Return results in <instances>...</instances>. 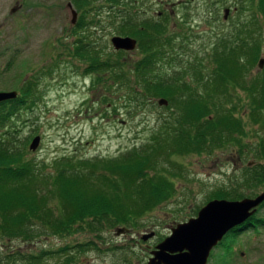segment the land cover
I'll use <instances>...</instances> for the list:
<instances>
[{
  "label": "rangeland",
  "instance_id": "obj_1",
  "mask_svg": "<svg viewBox=\"0 0 264 264\" xmlns=\"http://www.w3.org/2000/svg\"><path fill=\"white\" fill-rule=\"evenodd\" d=\"M73 1L0 0V92H16L13 100L23 93L30 99L17 111L13 109L16 113L1 130L7 133L9 148L23 160L44 165L49 172L55 160L113 159L134 146L141 148L171 120L168 105H159L157 99L129 97L127 89L110 87L113 83L108 75L90 74L91 62L77 53L85 56L93 50L99 59L115 53L111 39L117 36L113 25L123 21L120 11L130 7L149 20L164 13L171 50L177 48L174 54H181L173 64L175 70L167 62H162L164 68L167 66L165 71L156 69V74L164 76H176L192 65L201 69L200 61L210 66L209 55L224 35L254 15L261 20L250 0H118L121 7L112 9L108 0H84L88 6L83 10ZM225 10H229L226 19ZM72 11L76 12L74 23ZM81 19L87 25L98 21V28L79 27ZM123 57L134 62L141 54L136 48ZM259 70L258 66L253 69V75ZM97 75L103 80L93 87L91 82ZM192 79L191 75L187 78L189 82ZM249 129L244 142L252 148L257 138ZM35 137H40V142L32 151L29 147ZM235 150L228 146L201 155L174 157L181 166L172 171L181 176L175 180L172 199L138 218L135 226L105 227L99 236L40 235L29 242L0 238V253L29 256L15 262L6 255L2 264H34L29 258H39V264H58L63 255L74 257L76 264H146L150 250L162 243L161 239L170 236L178 224L195 218L217 189L229 186L246 166L255 164L252 151L240 156ZM263 188L244 190L243 199L257 197ZM258 214L264 215V208ZM119 228L130 232L118 235ZM76 247H83V251L76 253ZM46 251L61 253L47 256ZM207 264H264V230L258 234L242 231L234 242L227 236L211 251Z\"/></svg>",
  "mask_w": 264,
  "mask_h": 264
},
{
  "label": "trees",
  "instance_id": "obj_2",
  "mask_svg": "<svg viewBox=\"0 0 264 264\" xmlns=\"http://www.w3.org/2000/svg\"><path fill=\"white\" fill-rule=\"evenodd\" d=\"M108 1L110 8L122 5L118 0ZM250 1L255 3L252 10L261 20L254 15L240 24L241 29L237 25L224 35L209 55L210 66L200 61L203 67L198 70L192 65L187 70L182 68L176 76L177 73L156 74V69L162 72L167 66L175 70L173 64L181 58L179 51L173 52L177 48L171 50L172 40L170 35L166 36L167 19L163 12L159 18L149 20L130 7L120 11L123 21L113 25L114 33L137 41L141 54L137 61L123 59L126 51L114 50L106 59H99L93 50L85 56L77 51L91 62L90 74L108 75L113 83L110 87L127 89L129 97L165 99L172 110L170 122L163 123L149 143L141 148L134 146L122 156L95 160L63 158L53 161V170L49 172L44 165L39 167L23 160L15 149L9 148L7 133L1 130L19 107L30 101L29 97L23 93L16 100L1 102L0 238L29 242L40 235L99 236L105 227L135 226L138 218L172 199L175 180L181 176L172 171L181 166L174 157L201 155L228 146H233L240 156L252 151L256 162L246 166L229 186L217 189L209 200H241L244 190L264 187V68L254 75L252 72L264 58V0ZM73 2L78 9L88 6L84 0ZM93 22L87 25L81 19L79 27L98 28V21ZM162 62H167L165 68ZM190 75L194 78L191 82L187 80ZM102 80L97 75L91 85L94 87ZM248 126L257 138L252 148L244 142ZM263 208L264 202L256 214L224 238L230 236L234 242L242 231L258 234L264 230V215L258 214ZM82 248L76 247V253L82 252ZM58 253L61 251H48L46 255ZM28 257L21 255L19 260ZM29 259L39 264V258Z\"/></svg>",
  "mask_w": 264,
  "mask_h": 264
},
{
  "label": "water",
  "instance_id": "obj_3",
  "mask_svg": "<svg viewBox=\"0 0 264 264\" xmlns=\"http://www.w3.org/2000/svg\"><path fill=\"white\" fill-rule=\"evenodd\" d=\"M71 8V4H69ZM229 10H225L227 18ZM73 23L76 12L72 11ZM115 51L133 52L137 48V41L131 37L114 36L111 39ZM258 68H264V58L258 63ZM16 92H0V103L13 100ZM161 106L168 105L165 99L158 100ZM40 137H35L30 144V150L35 151ZM264 202V192L253 199L228 201L215 199L202 207L195 218L178 224L172 229V234L157 246L148 264H207L211 251L223 240L228 232L241 226L248 217L252 216L257 207ZM126 230L117 229L120 235Z\"/></svg>",
  "mask_w": 264,
  "mask_h": 264
},
{
  "label": "flooded vegetation",
  "instance_id": "obj_4",
  "mask_svg": "<svg viewBox=\"0 0 264 264\" xmlns=\"http://www.w3.org/2000/svg\"><path fill=\"white\" fill-rule=\"evenodd\" d=\"M126 232H130V231H125V233ZM170 233H171V231H170ZM152 234H154V232L152 233ZM155 235V234H154ZM161 238V237H160ZM164 239H161V241H163ZM12 241H15V240H12ZM17 241V240H16ZM20 241H22V242H26V241H23V240H20ZM157 250V245L155 246V247H153V249L152 250H150V255H149V258H148V262H149V260L153 257V253L155 252ZM6 255L7 256H9V255H11L13 258H15V262H17V261H20L19 259H20V257H21V255H25L24 253H14V252H11V253H6ZM5 254H2V253H0V264H2V260H3V258L6 256ZM75 258L74 257H72L71 255H63L62 256V258L60 259V261H59V263L58 264H76L75 263ZM148 262L146 263V264H148ZM85 264H88V263H85Z\"/></svg>",
  "mask_w": 264,
  "mask_h": 264
}]
</instances>
